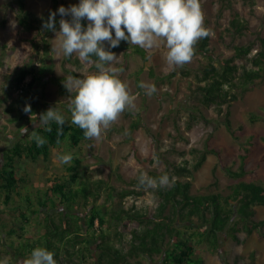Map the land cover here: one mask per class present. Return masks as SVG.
<instances>
[{
    "label": "trees",
    "instance_id": "obj_1",
    "mask_svg": "<svg viewBox=\"0 0 264 264\" xmlns=\"http://www.w3.org/2000/svg\"><path fill=\"white\" fill-rule=\"evenodd\" d=\"M14 1L17 6V26L11 30L9 41L0 40V49L17 51L18 66L12 71L10 79V90L16 93V97L7 111L22 112L9 119V122L18 124V139L7 144L1 152L0 207L4 213L10 212L13 216L10 220H4L0 216V253L4 252V258L9 256V260L4 263L3 256H0V264H24L37 247L53 252L57 264H89L91 260L93 264H143V259L157 264H208L207 259L200 255V248L215 254L219 252L223 236L240 244L244 241L241 234L249 236L262 231L264 220L255 217L254 207H264V184L243 179L246 173L243 161L247 154L241 155L243 160L237 171L228 170L230 176L238 180L230 186L228 194H193L192 183L180 179L192 171L185 163L164 156L165 152L173 153L174 148L160 151L163 144L159 136L147 128L142 120L144 108L139 111L128 110L132 116L129 130L133 133L144 128L151 140L149 152L142 160L139 159L136 146L132 143V155L138 164H152L157 159L163 160L164 172L156 173L151 170L147 174L149 177L158 179L164 174L170 180L177 177L174 184L168 187L148 188L153 191L154 196L145 214L136 212L134 207L124 209L121 206L112 211L115 199L145 194L146 186L140 185L138 179L143 173L142 168L138 171L139 176L133 180V184L140 188L135 186L116 189L105 179H94L81 173L82 162L78 152L86 138L84 130L72 124L69 106H63L65 109L59 110L66 120L62 131H58L60 126L52 121L47 126L51 131H46L45 127H34L28 135H21L23 128L39 124L41 113L54 108L52 103L46 101L45 76L48 75L47 78L59 86L61 93L67 90L63 83L65 77L52 78L53 75L50 74L52 48L46 38L49 30L43 28L50 13L41 16L26 9L24 0ZM52 1L53 10L57 11L58 0ZM219 2L221 9L228 6L227 0ZM61 18L57 13L56 28ZM66 18L71 20V16ZM81 23L86 24V20ZM0 25H5L3 18L0 19ZM230 28L237 35L244 31L250 32L248 24L236 14L230 21ZM257 40L259 44L255 52L253 44L240 45L234 48L230 57L221 59L219 66L210 58L200 67V75L197 76L199 84L194 98L198 105H194V112L189 114L191 120L199 117L207 122L201 107H214L218 115L224 111L223 124L231 135L234 134L230 107L236 98V91H244L256 79L264 80V38ZM208 41L209 37L199 40L195 53L207 52ZM130 47L141 56L146 53L144 49L122 41L118 47L109 48V51ZM91 59L95 61L98 58L92 56ZM243 59L257 69H246L241 64ZM64 60L73 61L77 65L81 63L73 55L65 56ZM144 70L154 77L153 69L146 66L136 71L137 91L132 94L135 97L141 89L140 73ZM69 73L72 74L70 71ZM6 100L8 95L0 98V104ZM26 105L31 106L30 113L23 111ZM32 131L47 141L43 147H37L35 140L31 139ZM64 149L72 155V161L60 168L63 169L60 174L54 172L48 175L45 187L31 192V186L27 184L28 170H25L24 165L35 164L39 160L45 163L53 153ZM210 153L217 151L206 145L204 150L199 151L193 168L199 169ZM214 179L216 183L215 176ZM102 196L105 197L106 206L99 203ZM10 206L12 209H9ZM126 234L129 238L124 242ZM263 236L264 233L259 234V237ZM93 243L95 250L91 252ZM154 255H159L156 260L153 259ZM250 259H254L253 254H249L245 260Z\"/></svg>",
    "mask_w": 264,
    "mask_h": 264
},
{
    "label": "rangeland",
    "instance_id": "obj_2",
    "mask_svg": "<svg viewBox=\"0 0 264 264\" xmlns=\"http://www.w3.org/2000/svg\"><path fill=\"white\" fill-rule=\"evenodd\" d=\"M24 2L26 9L41 16L57 12L53 10L52 0H24ZM62 2L65 8H69L72 5H78L80 0H58L56 6L61 7ZM226 3L228 6L221 9L222 5L219 0H201L205 16L204 25L212 30L214 36H209L207 52L197 51L192 61L183 67L173 69L168 66L165 58L167 49L163 46L145 51L144 56L134 53L131 47L113 52L118 58L111 66L122 69L119 78L128 84L131 94L137 91L136 71L143 66L153 69L154 77L144 70L140 73V80L145 84H154L157 89L156 93L148 96L146 90L141 88L135 99L136 107L131 110L145 109L142 120L147 128L159 136L163 144L160 151L164 152L168 148H174L173 153L165 152L164 156L185 163L192 171L180 179L189 180L192 183L191 191L196 195L209 192L228 194L230 186L238 181L230 176L228 170H238L243 160L242 154H247L243 161L246 171L243 179L264 184V80L256 79L244 91L242 89L236 91V98L230 107L233 135L226 130L223 124L224 111L218 115L214 107L208 109L201 107L203 115L208 119L207 122L199 117L191 120L189 115L194 112V105H198L194 98L197 93L196 87L199 84L197 76L200 75V67L210 58H213L215 65L219 66L220 60L230 57L234 53V48L240 45L253 44V52H255L259 44L257 38H264V0H227ZM16 8L14 0H0V19L5 20V25H0V40L2 41H9L11 30L17 26ZM235 14L248 24L250 32L244 31L241 35L233 33L230 21ZM87 24L86 20V24L83 25L85 29ZM56 30L59 31V26ZM46 38L52 48V62L50 63L52 64L50 72L53 75L52 78L65 77L63 81L65 82L68 79H84L98 72L94 64L81 62L77 65L72 63L73 61L65 62V55L58 48L59 38L56 37L55 32L49 30ZM122 42L130 45L126 41ZM104 47L106 50L111 48L108 42L104 43ZM73 57L78 58L75 54ZM18 58L17 51L14 49L4 51L0 49V98L8 95V100L0 104V159L2 149L18 139V124L9 122V119L13 115H19L22 110L7 111L11 101L16 97L14 91L10 90V79L12 71L18 66ZM241 64L248 70L257 69L246 59H243ZM47 77L45 76L46 101L52 103L57 110H64L63 106H69L75 92L61 93L59 86ZM252 116L257 118L252 119ZM131 121L130 112L125 110L118 121L102 133L99 140H85L78 152L82 162L80 168L82 174L85 173L94 179H105L116 189H122L136 186L133 180L139 176L138 171L141 168L143 169L142 174H148L151 170L156 173L164 172L163 160L157 159L152 164L148 162L138 164L135 161L131 151L132 143L135 144L137 155L142 160L149 152L151 140L144 128L131 133L129 130ZM29 128L28 132L34 126ZM206 145L214 148L217 153L208 154L204 163L195 170L193 167L198 159L199 151L204 150ZM63 154H69V152L64 149L59 153H53L45 163L39 160L35 164L24 165L25 170H28L27 184L31 186V192L45 187V179L48 175L54 172L60 174L63 170L60 168L65 164L60 163L57 157ZM21 172L25 173L23 170ZM214 176L217 179L216 183ZM136 188H140L139 185ZM148 188L146 187L145 194L141 196L115 199L112 211L123 206L124 209L134 207L136 212L145 214L154 196L153 191ZM104 199L105 197L102 196L99 203L106 206ZM9 209L12 207L10 206ZM254 210L255 217L264 220V207L257 206ZM1 212L0 216L4 220H10L13 216L10 212L4 213L2 210ZM263 233L264 228L249 236H245V233L241 234V239L244 241L240 244H235L230 237L223 236L219 252L210 254L202 247L199 253L207 259L208 264H236L235 262L237 264H264V236L259 237V234L263 235ZM128 238L127 234L124 235V242ZM94 248L95 243L92 244L91 252H94ZM249 254H253L254 259L246 261ZM0 256L4 258V252H1ZM158 256L154 255L153 259L156 260ZM8 260L9 256L6 255L2 263ZM89 264H93V261L91 260ZM143 264L157 263L143 259Z\"/></svg>",
    "mask_w": 264,
    "mask_h": 264
},
{
    "label": "clouds",
    "instance_id": "obj_3",
    "mask_svg": "<svg viewBox=\"0 0 264 264\" xmlns=\"http://www.w3.org/2000/svg\"><path fill=\"white\" fill-rule=\"evenodd\" d=\"M57 12L62 17L59 31L56 30ZM57 12H50L43 28L56 33L58 48L65 56L75 54L82 63L94 64L98 69L84 79L63 82L69 93L75 92L69 104L71 122L84 130V136L89 140H99L125 110L136 107V97L131 94L128 84L119 78L122 69L111 66L118 57L105 49V42L115 48L121 41H126L145 51L163 46L167 49L165 58L168 66L175 69L192 61L199 40L214 36L212 30L204 25L201 0H80L78 5L59 7ZM66 16H71V20L63 18ZM84 19L88 21L86 29L81 23ZM92 56L98 59L93 61ZM139 87L144 88L148 96L157 91L154 84L141 82ZM23 111L30 113L31 106L26 105ZM52 121L60 126L58 131L63 130L65 117L54 108L41 113L39 124L34 127H45L46 131H51L47 126ZM22 134H29L26 127ZM31 139L35 140L37 147L47 143L35 131H32ZM57 159L67 164L73 157L63 154ZM138 179L140 185L150 188L168 187L175 182V177L170 180L167 174L157 179L145 173ZM24 264L57 262L53 252L37 247Z\"/></svg>",
    "mask_w": 264,
    "mask_h": 264
}]
</instances>
